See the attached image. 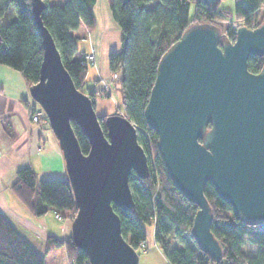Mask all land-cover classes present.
Instances as JSON below:
<instances>
[{
    "label": "water",
    "instance_id": "95a60500",
    "mask_svg": "<svg viewBox=\"0 0 264 264\" xmlns=\"http://www.w3.org/2000/svg\"><path fill=\"white\" fill-rule=\"evenodd\" d=\"M30 6L42 58L29 92L64 158L76 206L70 237L90 264H139L112 206L132 209L129 175H149L137 128L123 114L112 113L105 116L104 133L92 99L75 86L42 22L44 2L30 0ZM262 55L264 22L254 28L239 25L233 40L224 39L214 23H193L160 57L144 107L169 178L198 207L190 235L214 261L223 249L210 230L207 183L237 218L264 222V65L258 72L248 69V58ZM71 121L89 141L86 154Z\"/></svg>",
    "mask_w": 264,
    "mask_h": 264
},
{
    "label": "trees",
    "instance_id": "16d2710c",
    "mask_svg": "<svg viewBox=\"0 0 264 264\" xmlns=\"http://www.w3.org/2000/svg\"><path fill=\"white\" fill-rule=\"evenodd\" d=\"M45 4L41 14L44 26L50 32L62 62L75 86L89 95L95 107L97 91L86 87L88 65L83 52H76L77 37L73 30L84 25L87 31L94 28L93 7L96 0H63ZM113 20L120 30V46L107 54L109 73L118 72L122 108L115 110L126 116L137 128V140L148 158L149 175H129V187L134 207L124 211L112 205L120 219L122 236L139 256V249L146 245V232L153 226V238L167 264H264V222L248 223L233 213L229 204L215 192L213 185L204 187L212 220L210 230L219 241L223 255L218 261L201 251L190 235L193 217L198 207L189 202L173 185L157 151V135L147 126L144 107L153 85L158 61L166 49L179 38L191 24L214 23L216 18H241L244 25L258 26L264 22V0H233L231 9L217 8L202 0H107ZM191 5L193 13L190 14ZM261 8V22H254L255 13ZM11 12V13H9ZM15 13L11 19L10 15ZM10 14V15H9ZM220 32V25L214 23ZM224 39L233 40L232 31ZM42 43L31 13L30 0H0V64L17 70L31 86L39 78ZM264 65V55L250 56L248 69L258 72ZM101 90L100 97H105ZM119 106V105H118ZM33 112L30 111V114ZM99 122L106 134L105 116ZM42 121L47 118L41 117ZM81 151L86 154L90 144L78 125L71 121ZM140 130L147 132L144 136ZM152 149L153 154L151 155ZM13 193L34 216L47 212L58 213L72 220L76 206L67 178L38 179L35 171L23 166L16 171L11 184ZM246 243L257 245L260 250L246 254ZM64 247L70 264H82L86 255L73 243L71 237L46 235L44 250L48 253ZM45 257L0 212V264H44Z\"/></svg>",
    "mask_w": 264,
    "mask_h": 264
},
{
    "label": "crops",
    "instance_id": "0c3cea01",
    "mask_svg": "<svg viewBox=\"0 0 264 264\" xmlns=\"http://www.w3.org/2000/svg\"><path fill=\"white\" fill-rule=\"evenodd\" d=\"M100 2L96 0L93 7L94 28L87 31L82 24L72 34L77 37V53L96 56V65H92L93 89L98 92L95 110L103 114L110 112V100L114 103L104 79L109 78L107 54L120 46V30L110 14L107 0ZM29 87L17 70L0 64V212L32 245L35 241L41 248L48 234L68 238L71 220L57 219L52 212L34 216L11 189L16 171L23 166L32 168L38 179L67 178L61 149L49 125L44 121L37 124L30 119V111L39 109V105L30 96ZM101 90H105V97H100ZM115 90L119 92V89ZM147 231L149 244L155 245L153 226H149ZM53 253L64 257L69 264L64 247Z\"/></svg>",
    "mask_w": 264,
    "mask_h": 264
},
{
    "label": "rangeland",
    "instance_id": "374dc122",
    "mask_svg": "<svg viewBox=\"0 0 264 264\" xmlns=\"http://www.w3.org/2000/svg\"><path fill=\"white\" fill-rule=\"evenodd\" d=\"M50 1L59 3L61 0H50ZM220 1L221 2L217 5V8L219 10L231 9L233 7V0H220ZM101 2H102V0H101ZM99 7H101V4H99ZM261 10L262 9L259 8L258 11L255 13V16H254L255 18L253 20L256 23L261 22ZM9 13H11V12H9ZM192 13H193V6L191 5L190 14L192 15ZM14 16H15V13L13 12L12 15H10V18L12 19ZM242 21L243 20L241 18H236V17L231 16V17H227V18H216V19H214L213 22L220 25L221 30L226 33V32L231 31V29L233 27H235V28L238 27L242 23ZM80 42L81 41H79V43ZM109 75H110V73H109ZM104 81H106V84L109 86V91H111L112 100L114 101V103H112V101L110 100L111 109H110V112L106 113V114H112V113H114L115 110L119 111L118 107L122 108V105L120 102V97H119L120 95H119V92L114 89L113 84L109 82L110 81L109 78L104 79ZM86 87H88L89 89L95 88L92 65H88ZM150 151H151L150 153L152 155L153 154L152 149H150ZM47 213H48V215H50L51 212H47ZM146 239H147L146 245L143 246L142 248H140L138 251L139 252L138 263L139 264H167L166 258L164 257L162 252L157 248V246H155L154 244H149V242H148V231L146 232ZM33 245L37 248L36 250L38 252H40L41 254L44 255V257H45L44 264H67L68 263L64 257L61 258L60 256H55L56 254H54L53 251L56 249H54L48 253H45L44 247L40 248L38 243H36L35 241L33 242ZM242 249L246 254L253 255L260 250V247L257 245L246 243ZM66 255H67V253H66ZM67 259H68V256H67Z\"/></svg>",
    "mask_w": 264,
    "mask_h": 264
},
{
    "label": "built area",
    "instance_id": "2783aa9c",
    "mask_svg": "<svg viewBox=\"0 0 264 264\" xmlns=\"http://www.w3.org/2000/svg\"><path fill=\"white\" fill-rule=\"evenodd\" d=\"M240 25H244V22L242 21V23L240 24ZM255 26H254V24H252L251 25V27L250 28H254ZM237 28V27H236ZM236 28L235 27H233L232 29H231V31H232V33L234 34L235 33V30H236ZM227 33V32H226ZM224 31H222V34H223V36H226L225 34H226ZM84 60H85V62L87 63V64H89V65H96V56H95V54H93V53H87V54H85V56H84ZM109 82L110 83H112L113 84V87L115 88V89H120V87H121V84H120V81H119V73L118 72H114V73H111L110 75H109ZM43 115H45L44 113H43V111L41 110V108L39 107V109H34L33 110V112L30 114V119H31V121L32 122H35V123H37V124H40L41 123V117L43 116ZM44 122H46V120H43ZM48 121V120H47ZM141 131V133L144 135V136H147V138H148V135H147V132L146 131H144V130H140ZM54 217L55 218H57V219H61V216H60V214H58V213H54ZM82 264H90V262H89V260H88V258L86 259V261H84Z\"/></svg>",
    "mask_w": 264,
    "mask_h": 264
}]
</instances>
